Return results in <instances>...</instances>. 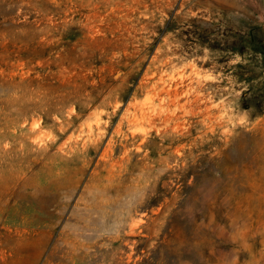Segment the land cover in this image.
Listing matches in <instances>:
<instances>
[{
  "label": "rangeland",
  "instance_id": "374dc122",
  "mask_svg": "<svg viewBox=\"0 0 264 264\" xmlns=\"http://www.w3.org/2000/svg\"><path fill=\"white\" fill-rule=\"evenodd\" d=\"M0 264H264V0H0Z\"/></svg>",
  "mask_w": 264,
  "mask_h": 264
},
{
  "label": "trees",
  "instance_id": "16d2710c",
  "mask_svg": "<svg viewBox=\"0 0 264 264\" xmlns=\"http://www.w3.org/2000/svg\"><path fill=\"white\" fill-rule=\"evenodd\" d=\"M69 30H71V31H72V30H75V28H74V27H70V28H69Z\"/></svg>",
  "mask_w": 264,
  "mask_h": 264
}]
</instances>
